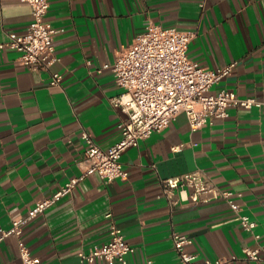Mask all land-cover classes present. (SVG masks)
Masks as SVG:
<instances>
[{
  "label": "crops",
  "instance_id": "obj_1",
  "mask_svg": "<svg viewBox=\"0 0 264 264\" xmlns=\"http://www.w3.org/2000/svg\"><path fill=\"white\" fill-rule=\"evenodd\" d=\"M46 18L57 29L54 63L34 70L17 49L0 47V233L81 172L82 129L104 148L120 139L126 114L112 98L124 89L109 67L98 68L149 23L195 30L188 53L203 65L234 63L211 91L264 99V0H50ZM32 19L29 1L0 0V43L26 33ZM54 72L60 84L50 83ZM121 160L127 177L91 173L25 224L24 239L43 264H109L79 252L107 242L112 222L134 248L126 264H181L175 231L190 237L187 247L201 259L259 264L245 248L264 244L263 107L231 106L196 130L180 112ZM188 172L232 190L255 227L245 229L225 198L171 205L163 180ZM0 264H23L15 235L0 239Z\"/></svg>",
  "mask_w": 264,
  "mask_h": 264
},
{
  "label": "built area",
  "instance_id": "obj_2",
  "mask_svg": "<svg viewBox=\"0 0 264 264\" xmlns=\"http://www.w3.org/2000/svg\"><path fill=\"white\" fill-rule=\"evenodd\" d=\"M26 1L30 2L33 14L28 31L11 37L7 43H0V47L7 45L17 49L24 64L39 70L58 59L54 45L57 29L46 18L50 0ZM196 33L195 30L149 23L131 42L122 44L114 62L98 68V71H102L109 67L117 83L124 89L120 95L112 98V102L120 105L126 114L118 123L121 137L104 148L89 130L82 129L85 153L79 161L81 172L39 201L27 216L15 219L11 227L1 230L0 239L7 235L18 238L23 264H43L32 253L23 236L24 226L29 220L71 193L79 181L91 173L96 172L105 180L127 177L128 171L121 160L123 151L129 146L138 145L153 132L167 127L180 112L186 113L192 129L196 130L211 124L215 119L227 117L231 106L264 108V99L242 97L227 87L211 91L214 85L231 72L234 63L212 68L191 58L188 53L189 44ZM62 77V73L54 72L50 83L60 84ZM163 189L173 206L183 199L208 202L225 198L245 229L252 230L256 225L248 214L241 212V205L234 201L232 190L221 189L200 172L166 177ZM172 236L181 264H231L235 258L201 259L196 252L188 249L191 239L187 234L175 231ZM133 249L121 228L112 222L110 239L101 245H94L88 251L81 250L79 255L88 261L101 258L109 264L116 261L126 264L127 255ZM245 254L248 259L264 264V244L246 247ZM146 264H151V260Z\"/></svg>",
  "mask_w": 264,
  "mask_h": 264
}]
</instances>
